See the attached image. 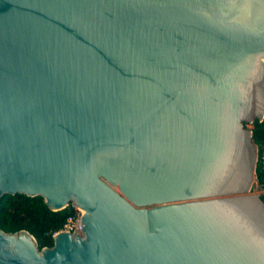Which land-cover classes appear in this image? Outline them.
Listing matches in <instances>:
<instances>
[{"label": "water", "instance_id": "1", "mask_svg": "<svg viewBox=\"0 0 264 264\" xmlns=\"http://www.w3.org/2000/svg\"><path fill=\"white\" fill-rule=\"evenodd\" d=\"M256 119L264 0H0V199L83 211L0 264H264Z\"/></svg>", "mask_w": 264, "mask_h": 264}, {"label": "trees", "instance_id": "2", "mask_svg": "<svg viewBox=\"0 0 264 264\" xmlns=\"http://www.w3.org/2000/svg\"><path fill=\"white\" fill-rule=\"evenodd\" d=\"M252 125L253 139L259 149L257 177L259 186L264 190V119H256ZM72 211L71 204L54 211L39 195L6 194L0 199V229L5 232L28 230L36 238L40 249L52 247L54 234L64 227Z\"/></svg>", "mask_w": 264, "mask_h": 264}, {"label": "built area", "instance_id": "3", "mask_svg": "<svg viewBox=\"0 0 264 264\" xmlns=\"http://www.w3.org/2000/svg\"><path fill=\"white\" fill-rule=\"evenodd\" d=\"M73 211L69 215L64 227L61 230H67L74 232V230L81 231L80 228V218L82 217L83 211L76 207L75 205L71 204Z\"/></svg>", "mask_w": 264, "mask_h": 264}, {"label": "rangeland", "instance_id": "4", "mask_svg": "<svg viewBox=\"0 0 264 264\" xmlns=\"http://www.w3.org/2000/svg\"><path fill=\"white\" fill-rule=\"evenodd\" d=\"M248 127H249L250 129H252V127H253L252 123H250V124L248 125ZM263 193H264V190H263Z\"/></svg>", "mask_w": 264, "mask_h": 264}]
</instances>
